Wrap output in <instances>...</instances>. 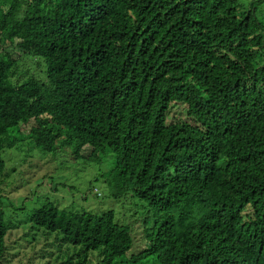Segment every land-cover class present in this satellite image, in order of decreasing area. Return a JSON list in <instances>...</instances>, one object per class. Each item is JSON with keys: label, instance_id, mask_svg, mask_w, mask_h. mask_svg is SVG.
Wrapping results in <instances>:
<instances>
[{"label": "trees", "instance_id": "1", "mask_svg": "<svg viewBox=\"0 0 264 264\" xmlns=\"http://www.w3.org/2000/svg\"><path fill=\"white\" fill-rule=\"evenodd\" d=\"M260 8L0 0V43L14 45L0 54V176L4 151L29 144L39 149L23 160L69 147L100 164L108 153L109 196L131 205L130 223L115 209H34L32 223L83 247L64 264H264ZM21 62H37L41 76L14 81ZM16 226L0 209V264Z\"/></svg>", "mask_w": 264, "mask_h": 264}, {"label": "rangeland", "instance_id": "2", "mask_svg": "<svg viewBox=\"0 0 264 264\" xmlns=\"http://www.w3.org/2000/svg\"><path fill=\"white\" fill-rule=\"evenodd\" d=\"M242 1L248 4L251 0ZM258 10L259 17L263 18L264 8ZM3 49L13 50L14 45L1 41L0 54ZM22 67H25L24 62L12 75L14 81L18 79L22 82L34 73L41 76V66L37 62H32L28 71ZM173 115H170L169 120ZM33 124L34 120L28 125L22 124L24 134L21 137L24 140L29 138ZM38 149L29 144L21 149H7L3 153L6 167L0 176V190L3 188L0 192V209L4 210L6 219L17 226L8 233L6 258L2 264H64L71 257H74V261L79 260V252L83 248L81 245L63 240L62 231L51 232L30 220L34 209L49 201L59 209L74 213L94 211L101 214L115 209L117 221L130 223L124 217V212L128 211L130 216L131 205L124 202L123 211L121 203L109 196L104 175L112 162L108 153L104 155L105 161L100 164L73 158L69 147H60L56 159L50 160V155L40 153L41 160L36 156L23 160L25 154H32ZM96 254L95 251L90 257ZM97 259L94 256L88 264H96Z\"/></svg>", "mask_w": 264, "mask_h": 264}]
</instances>
